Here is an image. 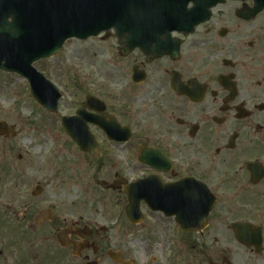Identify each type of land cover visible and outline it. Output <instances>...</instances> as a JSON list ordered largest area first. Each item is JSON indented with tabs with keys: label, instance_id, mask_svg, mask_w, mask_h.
I'll list each match as a JSON object with an SVG mask.
<instances>
[{
	"label": "flooded vegetation",
	"instance_id": "flooded-vegetation-1",
	"mask_svg": "<svg viewBox=\"0 0 264 264\" xmlns=\"http://www.w3.org/2000/svg\"><path fill=\"white\" fill-rule=\"evenodd\" d=\"M209 11L161 55L123 53L114 33L110 83L76 106L97 118L73 122L98 156L70 137L64 115L40 129L67 136L43 157L52 194L39 179V137L0 134V264H264V0ZM73 147L116 194L62 191ZM188 177L193 194L180 183ZM129 186L140 190L132 208Z\"/></svg>",
	"mask_w": 264,
	"mask_h": 264
},
{
	"label": "water",
	"instance_id": "water-1",
	"mask_svg": "<svg viewBox=\"0 0 264 264\" xmlns=\"http://www.w3.org/2000/svg\"><path fill=\"white\" fill-rule=\"evenodd\" d=\"M190 2L193 6L188 8ZM206 3L204 7L208 8L213 1ZM206 3L202 0H0V69L28 78L36 100L55 112L60 91L33 67L34 61L56 54L70 37L85 38L111 28L120 33L124 51L139 46L147 53L162 54L169 46L166 42L170 41L172 31L188 34L194 30L200 22L196 20V5L203 7ZM9 17L13 18L11 22ZM65 120L70 134L84 148L81 134L73 132L69 118ZM4 128L5 123L0 122L1 133ZM126 190L129 194L134 192Z\"/></svg>",
	"mask_w": 264,
	"mask_h": 264
},
{
	"label": "rangeland",
	"instance_id": "rangeland-1",
	"mask_svg": "<svg viewBox=\"0 0 264 264\" xmlns=\"http://www.w3.org/2000/svg\"><path fill=\"white\" fill-rule=\"evenodd\" d=\"M194 37L195 35H192L190 38ZM114 41V32L105 40L101 36L86 40L71 38L65 42L58 54L35 62L34 65L61 88L63 97L60 102V114L74 112L79 102L84 101L87 95H99L98 88L106 82L110 83L113 76L112 66L116 61ZM53 117L52 113L36 102L24 77L0 70V121L13 126L16 132L20 130L17 138L39 137L42 147L36 148L35 152L42 160L39 179L45 188L44 194H52L56 186L50 182L53 166L49 160L43 161V157L47 156V148L57 143L53 140L59 138L58 144L67 140L64 133L56 135L48 132L50 128L55 127ZM44 128L49 129L40 130ZM0 139L4 141L1 136ZM71 152H74L73 156L69 157L73 168L69 174L70 180L62 184V191L72 194H116L106 192L96 184L103 175L94 161L83 158L74 147L70 149Z\"/></svg>",
	"mask_w": 264,
	"mask_h": 264
}]
</instances>
